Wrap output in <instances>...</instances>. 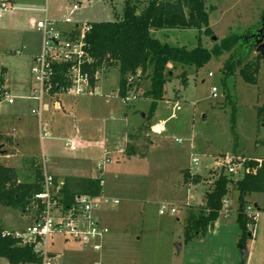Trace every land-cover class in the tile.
<instances>
[{
    "label": "rangeland",
    "instance_id": "obj_1",
    "mask_svg": "<svg viewBox=\"0 0 264 264\" xmlns=\"http://www.w3.org/2000/svg\"><path fill=\"white\" fill-rule=\"evenodd\" d=\"M126 1L13 0V9L0 12V78L11 95L26 94L31 82L29 55L40 44V33L31 19L68 15L77 22L109 21L123 11ZM132 1H138L140 6L148 3V0ZM79 2L81 7L71 10L72 4ZM204 5L209 11L211 33L178 29L182 35L179 43L170 36V44L192 48L201 42L212 48L224 37L233 33L247 35L261 26L264 0H205ZM257 54L254 49L249 60H255ZM228 57V52L213 57L198 70L194 66L173 69L165 99L159 102L151 120L152 125L160 124L162 131H147L150 139L146 155L130 157L118 151L124 147L127 128L130 126L132 137L139 135L146 123L143 120L149 102L144 92L150 89V80L144 79L137 97L124 102L119 94V65H108L98 94L59 95L63 107L53 110L57 119L47 123L51 135L43 139L33 126L25 127L23 122L21 127L14 121L15 114L27 119L34 101L15 98L13 104L1 102L0 133L20 137L21 147L30 153L6 147L14 155L5 157L3 162L17 167L19 179L34 181L37 167L50 173L53 167L59 168L63 178L84 172L103 177V191L110 202L102 210L117 218L100 250L61 234L51 235L49 240L54 245L50 249L56 257L48 260L50 264H242L238 242L241 229L236 221L238 192L232 185L229 212L222 210L214 225L198 240L186 243L184 235L189 211L200 212L207 190L214 186L223 169L227 171L224 168L227 157L240 159L245 165L253 154H264V58L260 60L258 82L250 84L239 75L240 68L234 75L224 73ZM184 69L188 75L186 85L181 77ZM210 72L214 74L209 75ZM213 86L218 88L217 97L212 94ZM44 101L51 103L48 96H44ZM234 125L237 136L232 131ZM75 136L89 146L76 152L69 150L65 140ZM102 145L109 154L104 155ZM107 156L112 163L100 171L96 165ZM80 162L88 171H75ZM188 171L199 174L200 182L186 180ZM242 174L239 168L233 178ZM113 199L119 203H113ZM249 199L253 205L260 201L264 208V192L253 193ZM161 202L175 205L177 212L161 215ZM34 218L31 211L24 213L0 204V223L6 228L25 229L34 223ZM178 245L184 247L180 250ZM42 261L40 258V263L27 264ZM0 264H8L7 258L0 257Z\"/></svg>",
    "mask_w": 264,
    "mask_h": 264
},
{
    "label": "trees",
    "instance_id": "obj_2",
    "mask_svg": "<svg viewBox=\"0 0 264 264\" xmlns=\"http://www.w3.org/2000/svg\"><path fill=\"white\" fill-rule=\"evenodd\" d=\"M205 0H148L140 6L138 1L127 0L123 11L114 20L94 21L93 29L88 35L91 53L98 62L107 61L108 65H119L120 85L119 94L123 97L134 92L137 96L144 79L150 80L145 98L150 99L144 125L139 135H133L127 144L126 153L131 155H146L148 148V130L152 125V118L160 101L165 99L166 84L172 76L173 69L178 66H194L196 70L207 64L213 57H220L228 52L229 57L224 62V73L234 75L239 69V75L250 84H256L261 70L264 56L258 52L256 59L249 60L251 52L256 49L251 45L250 34H231L221 39L212 48L205 47L198 42L192 48L172 45L154 36L152 30L162 28L189 29L194 28L211 33L209 11L205 7ZM139 11V13H137ZM169 64L172 67H169ZM184 85L188 83V75L184 69L181 72ZM132 78V80H130ZM0 78V83H2ZM235 134V125L232 126ZM236 135V134H235ZM237 136V135H236ZM15 139L12 134L0 133V156L13 154ZM6 150V151H4ZM258 162L248 158L245 166L254 168ZM39 166V164H38ZM34 181L25 182L19 179L18 169L14 166L0 163V204L26 213L32 204L41 202L35 194L42 189L43 171L37 167ZM226 170V166L224 165ZM186 180L200 182L199 174H185ZM232 174L222 170L215 179L214 186L207 190L205 203L199 213L190 210L184 227L185 242L189 243L204 236L212 227L223 210V200L229 197L230 185L238 192V208L236 221L241 229L239 244L246 246L251 238L246 207L250 202L249 195L264 192V158L256 172H246L234 179ZM102 177H66L62 184L55 177L59 186L55 198L59 204L67 209L75 203L76 197L82 194L98 196L103 193ZM5 229L0 223V257H5L8 264L40 263L30 245H21V240L14 236H3ZM246 264V263H244Z\"/></svg>",
    "mask_w": 264,
    "mask_h": 264
},
{
    "label": "built area",
    "instance_id": "obj_3",
    "mask_svg": "<svg viewBox=\"0 0 264 264\" xmlns=\"http://www.w3.org/2000/svg\"><path fill=\"white\" fill-rule=\"evenodd\" d=\"M81 5V2L74 3L71 10H78ZM11 9H13V0H0V12ZM31 23L40 33V51L32 58L31 92L19 98L35 102L31 114L38 122L39 136L43 139L49 136L43 113L49 109L50 105L44 101V96L50 98L54 110L61 108L62 102L59 100V95L63 93L72 96L98 94V87L103 73L108 68V63L107 61L98 62L90 51L88 35L93 29L91 21L75 22L70 16L64 15L61 19L47 16L37 21L32 20ZM213 74L209 73V75ZM212 90L213 96L217 97L218 88L213 86ZM136 97L134 92H130L123 96V101L127 103ZM15 98L17 96H12L3 83H0V104L3 100L13 104ZM153 126L159 128L157 132L162 131L160 124L152 125V130L156 131ZM79 144L75 138H69L65 143L71 151L77 150ZM119 151H123V148H119ZM105 154H109V151L105 150ZM254 159L258 165L249 168L240 159L227 157L225 165L227 172L233 175L239 168L243 174L250 171L256 172L263 158ZM108 163H112V160L107 156L97 165V168L102 171ZM194 163H198V158H194ZM101 183H104L103 178ZM59 186L56 184L55 176L45 169L42 189L35 194V198L41 202L42 206L39 209L40 205L34 203L28 208L33 212L34 223L22 230L2 232L3 236L19 238L21 245H30L34 254L43 260L42 264H50L48 260L52 258L49 240L51 235L61 234L67 239L90 245L94 250H100L110 232V228L102 224L96 216V207L109 201L103 193L98 196L79 195L71 207L64 209L55 198ZM113 203H119V200H113ZM229 209L230 200L227 197L223 200V210L229 212ZM176 212L177 207L171 203L159 204L161 215ZM246 212L251 220L259 216L252 203L247 205Z\"/></svg>",
    "mask_w": 264,
    "mask_h": 264
},
{
    "label": "crops",
    "instance_id": "obj_4",
    "mask_svg": "<svg viewBox=\"0 0 264 264\" xmlns=\"http://www.w3.org/2000/svg\"><path fill=\"white\" fill-rule=\"evenodd\" d=\"M62 18V17H61ZM61 18H57V19H61ZM31 22H32V19H31ZM75 22H77V21H75ZM91 22H94V21H91ZM178 30V28H162V29H154V30H152V32H153V34H154V36L155 37H157L158 39H160V40H162V41H164V42H168L169 43V41H168V39L170 38V36H171V38H172V41H176L175 43H179V40L181 39V37H182V35L179 33L180 31H177ZM158 34V35H157ZM162 35V36H159V35ZM171 41V40H170ZM173 45H176V44H173ZM24 46H25V44H24ZM177 46H180V45H177ZM181 46H184V45H181ZM39 48H40V44H39V46H38V49H36L35 51H33L32 53H30V55H29V58H30V60L32 61V58H33V56L38 52V51H40L39 50ZM19 51H21V50H19ZM21 53V52H20ZM19 53V54H20ZM169 66H172L171 64H169ZM4 79H5V77H4ZM3 83V82H2ZM31 83L32 82H30V84L29 85H27V88H26V90H25V93L26 94H24V95H28L30 92H31V88H32V86H31ZM4 85V84H3ZM5 86V85H4ZM6 87V86H5ZM7 88V87H6ZM8 89V88H7ZM9 90V89H8ZM19 96H23V95H19ZM19 96H17V98H19ZM16 97V96H15ZM23 99V98H22ZM146 99H148V98H146ZM27 100V99H26ZM32 101V100H31ZM146 101H148L149 102V104H148V106H150V99H148V100H146ZM49 103V102H48ZM50 105H49V109L48 110H45L44 111V113H43V116H44V118H45V122H46V125H47V129H48V132H49V136L51 135V131H50V126H48V122H52V121H54V120H56L57 119V116H55V114H54V112L55 111H59V110H61V108L63 107L62 106V104H61V108L60 109H54V112H53V107L51 108V105H52V102L51 103H49ZM138 108V107H137ZM32 109V108H31ZM148 109H149V107H148ZM26 116H28V115H26ZM14 117H15V119H14V121L15 120H17V122H19V125L22 127V124H23V122H25V127H28V125L29 126H33L34 127V129L36 130V131H38V122H37V120H36V118L31 114V113H29V116H28V118L27 119H23V117H22V115H20V114H15L14 115ZM155 117V116H154ZM1 118H2V116H1ZM154 120H155V118H154ZM129 124V123H128ZM153 125H157V122H156V124H153ZM129 126V125H128ZM49 127V128H48ZM13 129H14V131H15V127H13ZM129 129H130V126L127 128V130H126V134H125V136L123 137V144H124V147H120V148H123V151H119V149H118V151L121 153V154H123L124 152H126V148H127V144L130 142V132H129ZM150 129H151V131H153L152 130V125H151V127H150ZM153 129L154 130H156V131H153V132H155V133H158L157 132V130L159 129L158 127H154L153 126ZM38 134H39V132H38ZM14 136V135H13ZM71 138H75V139H77V141L80 143L79 144V146H78V149L77 150H75V151H72V152H76V151H78L81 147H85V148H87L88 146H89V143L88 142H83L79 137H77V136H75V137H71ZM14 139H15V148L17 149V152H20L19 150H21L22 152H24V153H27L26 151H24L23 150V148L21 147V144H20V142H19V139H21L20 137L17 139V137H15L14 136ZM69 139V138H68ZM67 140V139H66ZM66 140H65V143H66ZM103 146V145H102ZM119 148V147H118ZM70 150V149H69ZM103 153H104V155H105V147L103 146ZM32 153H34V152H31V154ZM27 154H30V153H27ZM13 155L14 154H7V155H1L0 156V161H2V163L3 164H5V162H3V159L6 157H13ZM128 156V155H127ZM252 158H264V154H260V155H257V154H253V156H252ZM7 165V164H6ZM97 165H98V163H97ZM97 165H96V167H97ZM10 166H12V165H10ZM75 166H77V167H74L76 170L75 171H88L86 168H84V166H85V164L83 163V162H80V164L78 163L77 165H75ZM14 167H16V166H14ZM17 168V167H16ZM52 172V174L57 178V180H58V182L60 183V184H62L63 183V181H64V179L66 178H63L64 176L60 173L61 171H60V169L59 168H54L53 167V169L51 170ZM88 172H84L83 174H77V175H75V176H83V177H94L93 176V174L91 173V174H87ZM103 178V177H102ZM104 180V179H103ZM105 183V182H104ZM103 183V184H104ZM103 195L105 196V197H107L108 199H109V201L108 202H105V203H102L101 205H99L98 207H96V216H97V218L99 219V221L102 223V224H105V225H107V226H109L110 224H111V227H110V232H111V228H113V226L112 225H115V219H117V218H112L113 216H109V214L110 213H108V214H105L103 211L104 210H102L103 208H106V207H104L103 205H105V204H108L109 202H110V197H108V196H106V194H105V192L103 191ZM229 198V197H228ZM237 198H238V194H237ZM113 200H116V199H113ZM113 200H112V202H113ZM229 200H230V198H229ZM255 203H258V209H259V212L258 213H260V215L258 216V218L257 219H252L251 220V223L249 224V230L251 231V238L249 239V241H247V244H246V248L248 249V256L246 257V260H245V263L246 264H264V208L261 206V202L260 201H256ZM204 204V203H203ZM256 207V206H255ZM221 213H223V212H221ZM189 214V213H188ZM221 215V214H220ZM226 215H229V214H226ZM263 219V220H262ZM3 228L5 229V230H21V229H12V228H6V227H4L3 226ZM24 229V228H23ZM109 232V233H110ZM109 233H108V235H109ZM107 235V236H108ZM107 236H106V238H105V240H104V242H103V244L105 245V241H106V239H107ZM67 239V238H66ZM199 238H197L196 240H198ZM190 243V242H189ZM52 245H54V243L53 242H51V245H50V247L52 246ZM84 245V244H83ZM84 246H89V245H84ZM184 247V246H183ZM183 247H181V249L183 248ZM50 251H51V249H50ZM51 256L53 257H56V255H55V253L53 252V251H51ZM241 263V262H240Z\"/></svg>",
    "mask_w": 264,
    "mask_h": 264
},
{
    "label": "water",
    "instance_id": "obj_5",
    "mask_svg": "<svg viewBox=\"0 0 264 264\" xmlns=\"http://www.w3.org/2000/svg\"><path fill=\"white\" fill-rule=\"evenodd\" d=\"M137 13H139V11ZM250 36L253 38V42L251 43V45L253 47H256L257 51L261 52L264 56V14L262 16L261 26L257 30L253 31ZM214 38L216 39L215 36ZM108 60L109 59H107V61ZM255 206L258 207V203H255ZM178 247L181 250V245H178ZM239 247L241 249V263L244 264L246 257L248 256V249L243 244H240Z\"/></svg>",
    "mask_w": 264,
    "mask_h": 264
},
{
    "label": "flooded vegetation",
    "instance_id": "obj_6",
    "mask_svg": "<svg viewBox=\"0 0 264 264\" xmlns=\"http://www.w3.org/2000/svg\"><path fill=\"white\" fill-rule=\"evenodd\" d=\"M251 37V36H250ZM253 42V38L251 37V43Z\"/></svg>",
    "mask_w": 264,
    "mask_h": 264
}]
</instances>
